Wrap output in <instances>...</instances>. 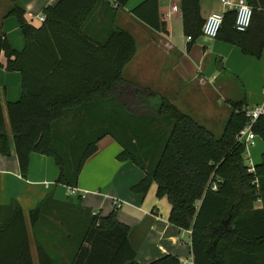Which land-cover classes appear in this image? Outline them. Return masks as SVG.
<instances>
[{
	"label": "trees",
	"instance_id": "trees-1",
	"mask_svg": "<svg viewBox=\"0 0 264 264\" xmlns=\"http://www.w3.org/2000/svg\"><path fill=\"white\" fill-rule=\"evenodd\" d=\"M9 1L13 8L8 17L18 19L26 47L20 52L13 49L0 33L6 71L20 73L23 82L21 99L7 103V117L0 96V156L9 157L14 148L23 178L28 176L32 154L52 156L60 170L56 185L78 189L99 142L112 136L123 148L119 160L133 163L145 174L132 191L145 197L155 183L156 197L170 204V224L191 232L193 264H264V156L250 173L247 145L238 138L249 123L245 102L233 106L217 135L169 99L124 78V69L137 53L130 33L122 29L103 37L85 33L105 0H60L44 11L41 27L27 20L25 0ZM111 1L123 8L130 0ZM203 1L180 0L183 33L192 39L190 43L203 36L208 18L202 16ZM246 2L253 9L250 28L237 32L236 13L227 11L217 39L260 59L264 0ZM132 15L154 31L168 34L160 0L144 1ZM105 105L108 129L100 126L107 118L102 116ZM77 109L86 123L93 120L92 128L64 129L59 134L57 126ZM253 131L264 141V115ZM75 201L60 203L51 194L30 213L35 234L43 226L46 236L55 230L67 241L81 235L69 262L63 256L53 258L46 245L43 249L39 245V264H139L130 242L131 229L118 220L117 210L102 216L85 208L81 197ZM0 210L10 212L0 220V264H33L24 211L16 203ZM64 227L69 238L61 232ZM69 244L63 242L61 248L72 249ZM150 264L181 263L167 255Z\"/></svg>",
	"mask_w": 264,
	"mask_h": 264
},
{
	"label": "crops",
	"instance_id": "crops-1",
	"mask_svg": "<svg viewBox=\"0 0 264 264\" xmlns=\"http://www.w3.org/2000/svg\"><path fill=\"white\" fill-rule=\"evenodd\" d=\"M59 1L25 0L22 6L29 23L41 27L43 23L39 18L44 16L48 7H55ZM144 1L130 0L125 7L118 8L111 0H105L98 5L85 27V33L94 37L106 36L113 29L125 30L134 37L137 53L123 71L126 80L160 95L162 91L158 88L162 83H168L170 88L178 83L186 86L197 83L195 90L203 92L202 100H205L204 103L198 102L210 109L209 115L200 113L209 117L205 119L207 126L211 125L220 132L235 104L244 101L248 111L264 106V52L260 59H256L244 55L236 46L203 36L201 40L190 43L183 33L180 0H160V12L167 23L168 34L154 31L132 15V11ZM221 1H203L202 16L206 19L215 12L225 13ZM9 3L0 0V33L5 34L13 49L20 52L25 49L26 41L18 19L8 17L13 8L12 2ZM174 6L178 11H173ZM6 65L7 58L0 54V96L7 117V103L21 99L23 82L21 74L6 71ZM111 106L119 110L113 104ZM187 108L182 110L187 111ZM101 109L102 116L109 114L107 105ZM188 112L191 113L190 110ZM108 114L101 120L102 128H109ZM92 125V119L86 123L88 129ZM122 152L123 148L112 136L99 142L97 153L87 161L79 179L77 190L83 206L93 213L108 216L115 211L114 200L121 202L117 217L131 229L130 242L136 252L137 263L150 264L172 255L181 264H193L189 233L170 224L171 208L160 215L154 200L156 185L150 190L149 206L142 207L140 203L146 196L135 194L132 188L144 179L145 174L133 163L120 161ZM263 156L264 141L257 137L255 145L247 150V162L255 168L261 164ZM59 174L56 159L52 156L32 154L26 178L22 177L14 148L9 157L0 156V207L16 203L24 211L33 264H39V245L42 249L46 245L53 258L58 260L63 256L67 262L75 251L70 246L61 248V243L67 240H63L58 231L52 230V234L46 236L41 226L35 234L30 224V213L51 194L60 203L76 202L70 196L69 188L56 185ZM3 212L0 210L2 222L10 215L8 210Z\"/></svg>",
	"mask_w": 264,
	"mask_h": 264
},
{
	"label": "rangeland",
	"instance_id": "rangeland-1",
	"mask_svg": "<svg viewBox=\"0 0 264 264\" xmlns=\"http://www.w3.org/2000/svg\"><path fill=\"white\" fill-rule=\"evenodd\" d=\"M3 1L6 2L7 4H10L9 1H7V0H3ZM202 38L203 37L199 38L198 41L201 40ZM168 81H169V79H168ZM159 83H162V82H159ZM196 85H197V83H192V84H189L188 86L178 83V84H175V86L170 88L168 86V83H166V84L162 83L161 86H159L158 89L160 91H162L161 95L163 97L166 96L167 99H169L175 105H178L179 107H182V109H185L186 107H188L187 111H185V112H188V110H190L191 113L190 112H188V113L190 115L193 114L194 117L197 119V121L199 123L204 125L206 128L208 127V129H211L212 132H214L215 134L219 135L220 131L216 130V128H212L211 125L207 126L209 124H207L205 119H207L209 117H204V114L203 115L201 114V113H206V115H209L207 113H209L210 109L207 106H205L204 104H200V103H204L205 100H202L203 92H200L199 89L195 90L196 89ZM197 96H198V99H196ZM198 100H199L200 103L198 102ZM154 108H155V106L152 105V109H154ZM85 126H86V119L79 113V110L77 109L75 111L70 112L68 117H67V120H65L64 122L60 123L57 126L58 129H59V130H57V132L60 134V131H63L64 129L78 130L76 128L81 127L83 129V127H85ZM154 186H155V183H153L151 185V188L148 191L149 194L147 193L145 199L140 203V204H143L142 205L143 208H145L146 206H149L148 202L150 200V190H152V188ZM64 191L66 192V190H64ZM66 197L67 198H71L69 195H66ZM77 198L78 197L72 198V199L76 200ZM154 200L157 202L156 207H158V209L160 210V212H159L160 215H164L167 211L169 212L170 204H169V202H168V200L166 198L157 199V197H155ZM150 210H151V208H150ZM118 211L119 210H117V215H118ZM85 216H86V214H85ZM87 223H88V221H86V223H84V224H87ZM57 227L59 229L58 225H57ZM81 230H82V227H81ZM62 231H64V234L69 238V235L67 234V231H66L65 227L61 230V232ZM80 233H82V232H80ZM80 238H81V235L79 234V239L76 236L73 239L71 238L70 241L69 240L66 241L65 243H70L69 245H71L72 248H75L77 243H79Z\"/></svg>",
	"mask_w": 264,
	"mask_h": 264
},
{
	"label": "built area",
	"instance_id": "built-area-1",
	"mask_svg": "<svg viewBox=\"0 0 264 264\" xmlns=\"http://www.w3.org/2000/svg\"><path fill=\"white\" fill-rule=\"evenodd\" d=\"M221 4L226 9V12L234 11L236 13L234 28L237 32L245 33L250 28L253 17V9L248 5L246 0H222ZM173 11H178V7L174 6ZM39 19L43 23L45 17L41 16ZM223 22H224V13H220V12L212 13L210 16H208L203 26L202 29L203 37L210 39H217L220 30L223 26ZM187 39L189 42L192 41L190 37H188ZM263 115H264V106L256 107L255 109L247 112L249 123L238 135V138L242 142H245L247 148L255 145V140L257 138V135L253 131V126L258 122V120ZM249 172L254 174L255 168L253 166H250ZM213 190L217 191L218 186L214 185ZM69 193L72 198L80 197L77 189H70ZM113 205L115 210H118L122 207L121 202H119L118 200H114ZM189 234H191V232H189ZM185 264H188V262H186Z\"/></svg>",
	"mask_w": 264,
	"mask_h": 264
}]
</instances>
